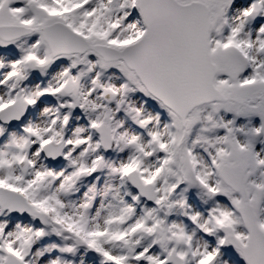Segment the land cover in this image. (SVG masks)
<instances>
[{
    "label": "snow or ice",
    "instance_id": "obj_1",
    "mask_svg": "<svg viewBox=\"0 0 264 264\" xmlns=\"http://www.w3.org/2000/svg\"><path fill=\"white\" fill-rule=\"evenodd\" d=\"M0 264H264V0H0Z\"/></svg>",
    "mask_w": 264,
    "mask_h": 264
}]
</instances>
